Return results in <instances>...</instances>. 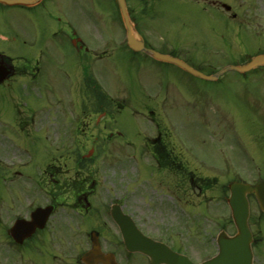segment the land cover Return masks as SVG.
<instances>
[{
  "label": "flooded vegetation",
  "instance_id": "obj_1",
  "mask_svg": "<svg viewBox=\"0 0 264 264\" xmlns=\"http://www.w3.org/2000/svg\"><path fill=\"white\" fill-rule=\"evenodd\" d=\"M102 2L116 5V0ZM127 3L139 29V10L132 0ZM138 3L142 9L143 5L150 10L156 6L152 0ZM16 6L24 12L7 18V8L14 6L0 4L4 17L0 20V96L5 98L0 106V137L9 133L13 139L36 141L34 135L52 136L67 142L68 157L63 164L49 163L42 170L38 165L34 179L22 171L24 166L13 172L5 161L12 159L5 155L10 149L0 142V165L12 172L1 176L2 264H152L146 254L127 249L111 213L115 205L132 217L143 235L192 259L214 251L220 214L214 205L207 208L204 204L218 198L214 187L220 185L222 172L257 166L235 151V133L213 137L211 147L205 148L203 136L200 143L191 142L170 115L168 89L141 83V88L131 93L114 84L109 86L103 80L104 72L120 65L116 56L120 50L127 49L128 59L139 67L144 63L137 57L144 62L151 60L147 68L151 73L162 76L169 65L132 50L122 35H103L98 23L90 19L91 12L82 11L77 18L75 0H41L35 5ZM40 12L49 20L45 25H34L31 15ZM24 19L30 21L28 29L21 26ZM144 41L155 48L147 37ZM125 92L131 93L126 95L129 101L135 96L132 122L119 118L115 122V105L118 113L126 107ZM54 125L58 131H52ZM127 153L132 177L125 168L123 176L109 178L110 185L97 177L93 156ZM41 206H52L43 228L31 232L29 226L14 227L19 219L30 220ZM206 216L212 219L208 225ZM96 246L105 255L97 252L85 261L84 254Z\"/></svg>",
  "mask_w": 264,
  "mask_h": 264
},
{
  "label": "rangeland",
  "instance_id": "obj_2",
  "mask_svg": "<svg viewBox=\"0 0 264 264\" xmlns=\"http://www.w3.org/2000/svg\"><path fill=\"white\" fill-rule=\"evenodd\" d=\"M152 1L156 2V6L150 10L145 8L149 6L147 2L144 1L145 6L143 5L142 9L138 0H132L139 10L137 15L140 17L141 32L151 40L149 44L162 51L174 49L178 56L207 74L231 64H240L246 60L245 56L264 50V0H220L221 4L226 2L232 5L230 11H226L222 5L219 7L220 11L212 9L211 6L205 7L204 4L210 0ZM75 9L77 18L81 17L82 11L91 12L90 19L98 23L97 28H100L103 35L125 36L121 26L118 27L117 20L114 21L115 5L104 4L102 0H75ZM21 11L24 12L19 6L9 7L7 18H12V15L19 17ZM233 13H237L236 18H233ZM31 16L35 17L32 21L34 25L40 23L45 25L49 20L41 12ZM3 19L4 17L0 15V20ZM29 24L30 21L24 19L21 26L28 29ZM13 51L15 52L14 49ZM116 56L120 65L110 66L103 76V80L109 86L114 84L120 90L131 93L137 92L141 88L138 86L141 83L163 86L168 89L171 98L170 115L178 124L179 129L187 133L188 140L200 143V136H203L205 148H208L211 147L213 137L223 134L232 137V134L236 133L238 137L235 151L238 154L246 151L250 157L249 161L258 165L249 170L239 168L240 171L236 173V176L250 182L257 178H264V108L261 109L263 112L260 110V106L264 107V67L245 73L230 69L219 79L210 80L193 76L174 64H168L167 72L162 76L151 73L147 68L151 66L152 61L147 59L148 61L144 62L141 57H137L144 63L142 67H139L136 62L128 59L130 54L127 49L123 52L118 51ZM131 93L125 92V95ZM4 100L5 98L0 96V106ZM134 100L135 96H132V101L125 98L124 113H118L116 110L119 106L115 105L114 114H112L115 122L118 118L119 121L123 120L125 123L132 122L130 114L133 112ZM56 130L57 127L53 126L52 131ZM33 137L36 141H33L34 139L24 141L13 139L8 133L0 137V142L6 143L5 147L10 149L5 153L6 158L17 157L18 162L21 163L20 159L25 157L28 163L22 171L37 179L38 165L42 164L40 167L42 170L49 163L63 164L67 160L68 144L67 142L63 144L64 141L59 142L52 136L47 138L48 135H34ZM129 137L132 138V135ZM24 146L28 150H25ZM57 147L60 151H56ZM129 154L94 156L92 165L97 168V177L110 185L109 178L123 176V168L128 170V175L132 177L134 172L132 163L129 161ZM58 159L59 161H56ZM120 160L124 164H121ZM71 163L72 161L69 160L68 164ZM3 169L4 167L0 165V176L4 174ZM69 173L71 171L61 177H68ZM225 173L227 172L220 174V185L217 184L214 187L218 198L214 201L210 200L208 205L205 203L204 207L210 208L214 205L217 208L216 212L220 214L219 223L223 222L229 230H233V223L228 217L230 209L225 201L228 191L223 184ZM1 181H3L2 177H0V186L4 187ZM130 194H132L131 191ZM129 205L132 207V202ZM198 207L202 206L198 205ZM250 219L256 242L260 244L257 248L261 253L255 264H264V217L255 197H251ZM208 221L212 222V219L209 218ZM207 253L210 254V251Z\"/></svg>",
  "mask_w": 264,
  "mask_h": 264
},
{
  "label": "water",
  "instance_id": "obj_3",
  "mask_svg": "<svg viewBox=\"0 0 264 264\" xmlns=\"http://www.w3.org/2000/svg\"><path fill=\"white\" fill-rule=\"evenodd\" d=\"M6 4H34L39 0H0ZM122 16L127 29L128 43L136 50H144L149 52L154 57L173 62L180 67L188 70L194 75L208 78L216 79L221 73L228 69H236L240 72H245L259 65H264V53L254 56L249 62L242 65H229L215 74L207 75L192 66H190L184 60L171 56L169 54H164L153 49H148L144 46L143 40L138 36L132 23L130 16L128 14L126 0H118ZM227 9H230L229 5H225ZM248 192H255L261 208L264 210V181L259 184L252 185L241 182H233L231 184V196L229 198V203L233 211V218L235 220L238 232L234 236H228L223 234L219 239L220 252L217 256L203 262L194 263L187 256L176 253L164 245L152 242L149 239L144 240V244L140 245V240H138V235L135 232V228L131 220L123 215L120 210H114V216L120 223L126 243L130 249H143L146 251L153 259L158 261H164L167 264H252L253 253L251 248V242L253 240L252 232L249 227L248 218L250 215L249 201L247 198ZM50 213L49 208H40L35 213L36 220L43 221L46 220L48 214Z\"/></svg>",
  "mask_w": 264,
  "mask_h": 264
}]
</instances>
